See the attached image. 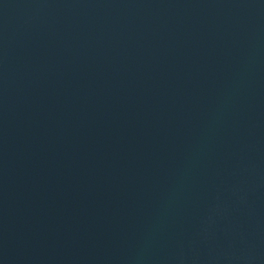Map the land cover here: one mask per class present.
I'll return each instance as SVG.
<instances>
[{"label":"water","instance_id":"1","mask_svg":"<svg viewBox=\"0 0 264 264\" xmlns=\"http://www.w3.org/2000/svg\"><path fill=\"white\" fill-rule=\"evenodd\" d=\"M0 248L264 264V0H0Z\"/></svg>","mask_w":264,"mask_h":264}]
</instances>
